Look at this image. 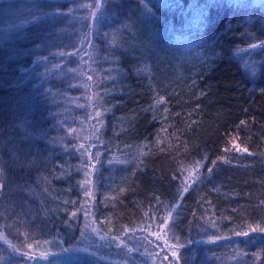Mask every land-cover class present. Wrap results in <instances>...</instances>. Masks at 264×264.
Wrapping results in <instances>:
<instances>
[{"label":"trees","instance_id":"trees-1","mask_svg":"<svg viewBox=\"0 0 264 264\" xmlns=\"http://www.w3.org/2000/svg\"><path fill=\"white\" fill-rule=\"evenodd\" d=\"M96 2L0 0V264H264V0Z\"/></svg>","mask_w":264,"mask_h":264},{"label":"snow or ice","instance_id":"snow-or-ice-1","mask_svg":"<svg viewBox=\"0 0 264 264\" xmlns=\"http://www.w3.org/2000/svg\"><path fill=\"white\" fill-rule=\"evenodd\" d=\"M101 8H102V4L99 2V0H97V2L95 3V5L92 7V11H91V15H92V18H93V22L94 23H98L102 17H103V12L101 11ZM72 9H69V12H71ZM58 14V13H57ZM45 16H51V15H54V13H45L44 14ZM36 19H39V17H36ZM256 46L253 45V48H255ZM254 70V69H253ZM21 71L23 72L24 69H21ZM97 115H99V113H97ZM241 123H243V121H241ZM83 147V146H81ZM239 150V149H237ZM246 151V149H245ZM81 155H83V153H81ZM99 158V154H97V159ZM216 161H213V164H215ZM209 172H211V169H209ZM191 175V174H190ZM185 191H187V189H185ZM171 215V213H170ZM165 223H167V221H165ZM252 231H261V232H264V228H259V229H251ZM93 232H96L97 230L96 229H92ZM242 235H245L247 236L248 233H240ZM80 238H81V241H83L84 239H87L85 233L83 231H81V234H80ZM159 238V237H158ZM103 239V237H102ZM217 239H219V237H217ZM145 240H147V237H145ZM203 242V241H202ZM111 243V242H109ZM121 244H123V241H121ZM167 246V245H166ZM119 247V245H118ZM124 247H127V245H125ZM139 247V245H138ZM179 247H181V245L177 244L175 246H173V250L171 252V255L173 257V260L172 261H169V264H179L180 262V257L178 255V249ZM61 251L62 252H73V251H82L84 253H89V249L88 247H84V248H61ZM132 251H134V249L132 248H127V252L124 253L125 256H127L128 254H130ZM91 255H95V253H90ZM25 255H28L27 253H25ZM44 256H46L47 254H42ZM151 255V254H149ZM153 259H155V256L152 257ZM29 259H31V256H29ZM165 259H167V257H165Z\"/></svg>","mask_w":264,"mask_h":264}]
</instances>
